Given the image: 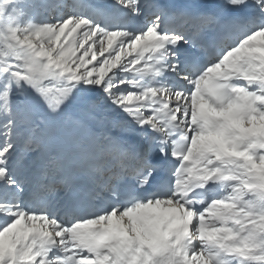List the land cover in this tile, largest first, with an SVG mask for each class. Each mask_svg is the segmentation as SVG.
<instances>
[{
    "label": "snow or ice",
    "instance_id": "obj_1",
    "mask_svg": "<svg viewBox=\"0 0 264 264\" xmlns=\"http://www.w3.org/2000/svg\"><path fill=\"white\" fill-rule=\"evenodd\" d=\"M0 264H264V0H0Z\"/></svg>",
    "mask_w": 264,
    "mask_h": 264
}]
</instances>
